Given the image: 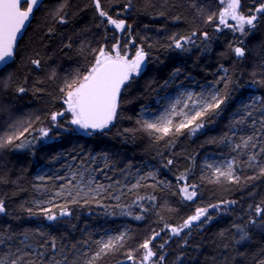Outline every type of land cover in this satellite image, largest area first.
Listing matches in <instances>:
<instances>
[{
	"label": "snow or ice",
	"instance_id": "obj_1",
	"mask_svg": "<svg viewBox=\"0 0 264 264\" xmlns=\"http://www.w3.org/2000/svg\"><path fill=\"white\" fill-rule=\"evenodd\" d=\"M145 2L149 7H156L153 0ZM184 2L217 33L229 29L234 35L239 33L241 37H247L250 30L264 23V0L254 9H250L249 14L242 12L241 0H218L223 6L218 12L211 11L212 0L207 3H198L197 0ZM91 6L98 17L95 27L102 30L104 35L93 41L81 38L78 48L74 47L69 37L66 42L62 41L60 49L61 54L68 58H72L73 53L83 57L85 63L82 66L78 64L74 71L67 72L63 78L58 77L56 69L49 66L47 79L59 82L58 99L62 102V110L52 111L48 115V127L38 126L43 124L39 115L26 123L11 120L6 122L4 129L0 131V149L9 146H14L16 150L31 149L37 141L46 138L57 139L59 133L50 135L52 129H62L65 133L81 137L107 135L106 130L114 127L115 122L122 118L119 112L122 94L128 92L135 85L136 79L148 70V65L154 62L150 58V52L146 51V47L151 48L152 44L140 43L135 38L138 34L133 32L132 24L123 18L124 13L138 10L134 0H125L122 11L115 15L102 6L101 0H91ZM45 7L44 0H0V67L5 71L9 61L14 62L17 41L23 36L34 11ZM161 7L172 9L176 8L177 4L171 0H162ZM49 15L57 24L69 23L71 11L68 0H62ZM159 15L165 16L166 13L161 11ZM181 18L177 15L173 20L179 21ZM109 34L112 36L111 43L108 42ZM55 35L56 29L50 27L48 38L54 39ZM97 35L99 36V33ZM213 38L208 31L175 33L168 37L164 47L178 50L181 54L192 53L194 49L204 54L210 50L209 42ZM148 39L147 36L144 37L145 41ZM93 44L96 46L93 47ZM129 47L134 48V55L131 57L128 54ZM227 47L238 61L246 56L247 49L243 39L229 42ZM221 55L226 57L224 53ZM89 56L91 59H88ZM29 63L38 70L44 67L39 53L36 57L29 58ZM217 72L219 75L210 73L213 78L206 84L197 85L199 92L185 90L180 93L163 115L145 118V110L141 109V115L136 121L138 128H125L119 134L134 138L137 131H143L156 143L165 141L169 149L176 145L185 130L195 135L205 128L210 120L214 121L224 112L234 98L233 93L242 87L239 78L234 77L223 64L218 66ZM182 76L188 79L190 74L181 67H175L162 86L175 84ZM251 76L252 84L264 86V66L261 67L258 79L255 70ZM8 79L11 80V75ZM41 83L43 81L37 78L32 88L34 93L44 91L35 86ZM27 91L29 89L23 85L16 88L19 94ZM34 125L37 127L33 131ZM37 132L38 136L35 135ZM166 137L169 139L165 140ZM207 143L220 149V158L210 156L204 161L199 172L201 183L194 182L193 172L197 164L195 156L190 154L185 157L189 164L176 175L175 184L161 181L158 178V169L146 174L140 173L139 169L133 172L131 163L125 168L117 169L115 164L110 162L111 157L107 152L92 153L85 152L83 147L79 150L73 148L68 153L54 157L65 160L70 157L72 163L65 165L66 174L37 176L36 179L40 183L34 184L33 189L38 198L29 201L27 207L22 204L21 209L29 218L42 216L49 222H56L61 217L72 216L70 205L95 202L98 207H111L101 202L108 199L117 202L114 207L120 208L121 215L131 216L139 221L153 210L160 216L158 197L154 193L163 191L164 188H167L171 195H178L182 201L193 202L200 195L198 189L202 183H228L234 185L233 190L236 191L252 187L255 182L264 179V96L253 95L237 105L228 120L226 130L219 136L209 138ZM176 155L171 154L172 157ZM100 160L104 161L102 166ZM176 165L177 160L174 158H167L162 163L164 168H173ZM101 175L108 183L98 179ZM148 180L153 183L148 184ZM50 181L52 185L49 187ZM55 181L64 183L57 186ZM0 182H3L2 179ZM142 189H151V192L144 195L141 194ZM248 194L255 196L254 192ZM122 197H130V202L121 203ZM57 200L64 202L56 203ZM238 203L237 200H221L204 206L197 204L194 213L177 225L164 222L160 216L162 227L159 230L152 229L142 241H137L136 247H128L125 260L130 264H166L167 246L176 243L179 248L185 249L189 246V237L194 232H203L205 225L210 224L218 215L230 214ZM9 214L5 200L0 199V215ZM244 216L246 219L241 217L242 223L233 222L231 230L219 233L225 258L228 256L230 245L223 241L229 240L230 236L233 245L246 246L254 230L264 232V197L256 203L248 204ZM14 218L20 219L19 216ZM130 238L127 231H122L117 235L108 236L107 239L92 240L89 235L87 239L64 243L46 232L43 227L17 232L9 225L0 228V264H99L105 256L125 248ZM137 252L140 253L139 256L136 255ZM183 260V253H178L173 264H183ZM257 264H264V258L259 259Z\"/></svg>",
	"mask_w": 264,
	"mask_h": 264
},
{
	"label": "trees",
	"instance_id": "obj_2",
	"mask_svg": "<svg viewBox=\"0 0 264 264\" xmlns=\"http://www.w3.org/2000/svg\"><path fill=\"white\" fill-rule=\"evenodd\" d=\"M61 2L62 0H46L44 1L46 7L35 11L33 20L19 43L14 62L6 67V71L4 69L0 71V82H4L0 83V131L4 129L6 122L10 121L2 108L17 117L12 119V122L26 123L39 115L43 124L38 126L48 127V115L52 111L62 110V102L58 99L59 82L47 79L49 66L56 69L58 77L63 78L67 72L74 71L78 64L82 66L85 63L84 58L76 56L75 53L72 58L61 54L62 41L66 42L70 37L74 47L78 48L81 38L93 41L99 40L104 35L102 30L95 27L98 17L94 7L91 6V0H68L71 11L69 23L64 25L55 23L49 13ZM101 2L110 14L115 15L122 11L125 0H101ZM171 2L176 3L177 7L172 9L161 7L162 0H153L156 7H149L145 0H134L135 8L138 10H130L123 14L127 23L132 24L133 32L138 34L135 38L145 45L152 44L151 48L146 47V51L150 52V58L154 62L149 64L148 70L136 79L135 85L122 94L119 109L122 118L115 122L114 127L106 130L107 135L81 137L65 133L62 129H52L50 135L59 133L57 139L47 140L46 138L37 141L31 149L16 150L14 146L0 149V179L3 181L0 182V199L5 200L10 213L8 216L0 215V228L10 225L12 229L20 232L23 229L35 230L43 227L46 232L64 243L87 239L89 235L92 240H99L108 230L116 234L124 230L131 237L127 241V246L105 256L99 264H122V262L130 264L125 260L127 248L136 247L137 241H142L152 229L159 230L162 227L160 216L163 217L164 222L177 225L194 213L197 204L204 206L221 200H237L239 203L230 214L218 215L210 224L205 225L203 232H194L189 237V246L185 249L179 248L176 243L167 246L166 264H173L177 254L181 252L184 255L183 264H257L259 259L264 258V232L254 230L246 246L233 245L230 236L229 240L223 241L230 245L227 258L224 257L222 241L219 237L221 231L231 230L233 222L239 224L242 223L241 217L246 219L244 212L248 204L256 203L264 197V179L240 191L233 190L235 186L228 183L222 185L202 183L198 189L200 195L193 202L182 201L178 195H171L168 189L164 188L163 191L154 193L158 197L160 216H157L156 210H153L139 221L131 216L121 215L120 208L114 207L117 202L108 199H103L101 202L111 207H98L95 202L70 205L72 216L61 217L56 222H49L42 216L29 218L28 214L21 209L22 204L27 207L29 201L38 198L34 195L33 185L39 184L36 174L41 166L51 164L57 160L54 157L61 153H68L73 148L79 150L83 147L85 152L92 153L107 152L111 157L110 162L114 163L117 169L125 168L129 163L135 170L150 166L152 170H159L158 178L161 181L172 184L176 183V175L189 164L185 157L191 154L195 156L197 164L193 172L194 182L201 183L199 172L205 156L220 155V149L207 143L209 138L219 136L226 130L228 120L235 111V107L239 105V101L247 98L251 93L264 96V86L252 84L251 76L255 70L258 79L261 67L264 66V23L250 30L247 37H241L239 33L234 35L229 29L217 33L212 26L205 24L184 0H171ZM197 2L207 3L208 0H197ZM260 2L262 0H256L255 3L253 0H241V10L244 14H249V10L254 9ZM222 7L218 0H212L211 11L218 12ZM161 11H164L166 15L160 16ZM177 15L182 17L181 20L174 21L173 17ZM145 25L148 27L146 28ZM50 27L56 29L54 39H49L47 36ZM193 30L208 31L214 37L209 42L210 50L207 53L201 54L194 49L192 53L181 54L178 50L173 51L164 47L172 34H188ZM145 36L149 38L147 41L144 40ZM239 39L244 40L247 51L246 56L238 61L227 46L229 42ZM108 42H112L111 34H109ZM37 53L44 61L42 70L35 69L29 63V58L36 57ZM222 53L226 54V57L222 56ZM128 54L130 57L134 55L133 47H129ZM88 59H91V56ZM220 64L229 68L234 77L239 78L242 87L233 93L234 98L228 103L224 112L214 121L210 120L205 128L195 135L185 130L184 134L178 138L176 145L169 149L165 141L156 143L143 131H137L134 138L119 134L125 128H138L136 121L140 117L141 109L153 106L157 96L166 87L162 86L164 81L169 79L175 67H181L190 74L188 79L182 76L175 84L198 85L206 84L211 80L213 77L210 73L219 75L217 69ZM9 75L11 80L8 79ZM37 78L43 83L35 86L44 91L34 93L32 88ZM175 84H171L166 90H172ZM21 85L27 87L29 91L24 94L17 93L16 88ZM21 112H23L22 115ZM35 127L37 125L33 126V131ZM35 135L38 136L39 133ZM126 139L127 142H125ZM167 139L169 138L166 137L165 140ZM172 153L177 155L172 157ZM167 158L176 159V167H162V163ZM116 175L118 176L119 173ZM101 179L108 183L103 176ZM147 183L151 184L153 181L148 180ZM55 184L60 185L58 181H55ZM51 185L50 181L48 186ZM150 192L151 189L141 190V194L144 195ZM249 192H254L255 196H249ZM63 202V200L56 201V203ZM128 202L130 197H122L121 203ZM55 211L58 214V209ZM15 216H19L20 219H15ZM136 255L139 256L140 253L137 252Z\"/></svg>",
	"mask_w": 264,
	"mask_h": 264
},
{
	"label": "rangeland",
	"instance_id": "obj_3",
	"mask_svg": "<svg viewBox=\"0 0 264 264\" xmlns=\"http://www.w3.org/2000/svg\"><path fill=\"white\" fill-rule=\"evenodd\" d=\"M170 85L171 84L166 86L162 90V92L157 96V98L155 99V102H154L152 107L143 108L145 110V112H144L145 118L151 119V118H155L156 116L163 115L165 113L166 109L168 108L169 104L174 102L175 99L180 95V93L184 92L185 90L194 91V92H199L200 91V89L197 87V84L187 85V84H182V83L175 84L173 86L172 90H166ZM253 95H257V94H255V93L249 94L247 98L242 99L241 101H239V104H241L242 102L248 100ZM2 111L6 114V118L8 120H12V119L14 120L15 118H17L16 116L9 114V111L4 109V108H2ZM22 113L23 112H21V115H22ZM140 115H141V113H140ZM18 116H20V115H18ZM210 156L214 157L216 159L220 158V155L208 154V155L205 156V158L203 160V163H204V161L208 160ZM70 163H72V161L69 158L66 159V160L65 159H57L56 161H53L49 165L41 166V168L38 170V172L36 174V177L39 176V175H44V174H46L47 176H49V175H53V176L54 175H64V174H66L65 165L66 164H70ZM99 163L102 166L104 161L100 160ZM136 170L132 169L133 172H135ZM148 171H153L152 167L149 166L146 169L145 168H143V169L139 168V172L140 173L146 174ZM101 178H102V175L99 176L98 179H100L101 182L106 183ZM58 183L62 184V183H64V181H58ZM45 206H47V205H45ZM122 231H124V230H122ZM112 235H117V234L112 232L111 230H108V231H106L104 233V235H102L101 238H99V240L102 239V238L103 239H107L108 236H112Z\"/></svg>",
	"mask_w": 264,
	"mask_h": 264
},
{
	"label": "water",
	"instance_id": "obj_4",
	"mask_svg": "<svg viewBox=\"0 0 264 264\" xmlns=\"http://www.w3.org/2000/svg\"><path fill=\"white\" fill-rule=\"evenodd\" d=\"M44 1H46V0H44ZM34 14H35V11H34ZM34 14H33V17H34ZM33 17L30 18L29 22L27 23V25H26V27H25V29H24V34H23V36L20 37V38L18 39V41H17V45H18V46H19L20 41H21L22 38L24 37V35H25L27 29L29 28V26H30V24H31V22H32V20H33ZM17 49H18V47H17ZM17 49H16V53H17ZM15 57H16V55H15ZM14 60H15V59H14ZM12 63H13V61H9V64H8V65H10V64H12ZM8 65H7V66H8ZM7 66H6V67H7ZM2 69H4V68H3V67H0V71H1Z\"/></svg>",
	"mask_w": 264,
	"mask_h": 264
}]
</instances>
